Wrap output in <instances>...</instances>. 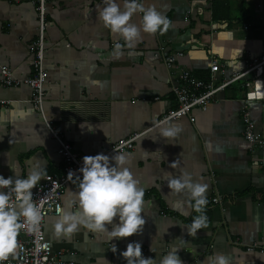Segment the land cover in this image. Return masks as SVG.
I'll list each match as a JSON object with an SVG mask.
<instances>
[{
    "label": "crops",
    "instance_id": "obj_1",
    "mask_svg": "<svg viewBox=\"0 0 264 264\" xmlns=\"http://www.w3.org/2000/svg\"><path fill=\"white\" fill-rule=\"evenodd\" d=\"M32 1L0 0V65L20 80L32 75L28 48L37 24ZM116 2L123 8L124 0ZM141 3L173 25L163 35L142 34L135 48L125 47L124 55L116 59L115 44L124 41L98 19L103 0H46L43 110L83 157L104 154L118 140L141 134L132 150L123 154L145 190L143 231L109 240L106 234L81 227L70 238L57 236L54 226L60 213L44 219V235L52 249L73 264H127L120 253L129 243H140L143 257L155 264L173 245L180 248L183 264H210L209 258L217 254L228 257L229 264H264V71L263 98L247 105L260 146L249 145L243 137L239 84L217 93L206 110L194 108L188 116L167 121L181 129L175 139L159 134V126L166 123H159L161 118L178 108L162 55L182 53L176 63L202 81L209 79L212 59L223 70L218 81L243 70L245 61L264 56V0ZM132 23L140 26L142 14H135ZM30 94L27 85L0 83V176L4 178L14 177L11 168L14 178H26L32 168L43 169L45 175L61 171L57 144L29 103ZM169 173L173 177L188 173L195 182L208 184L209 227L196 238L188 235L187 227L198 213L189 206L186 193L169 189ZM78 185L74 180L63 189L62 209L75 200ZM212 198L219 203H210ZM76 208L72 203L71 210Z\"/></svg>",
    "mask_w": 264,
    "mask_h": 264
},
{
    "label": "clouds",
    "instance_id": "obj_2",
    "mask_svg": "<svg viewBox=\"0 0 264 264\" xmlns=\"http://www.w3.org/2000/svg\"><path fill=\"white\" fill-rule=\"evenodd\" d=\"M103 3L105 6L99 9L98 19L105 28L124 41L123 45L115 44L112 55L116 59L124 55L125 47L129 50L135 48L142 40V34L163 35L173 25L165 15L153 7H145L140 0H124L123 8L116 0H103ZM137 13L142 14L140 26L132 23ZM180 132L178 126L167 122L159 126V134L166 140L175 139ZM128 164V157L123 153H116L111 159L104 154L84 156L83 166L79 169L82 179L76 177L79 191L75 193V200L70 202L68 209L61 210L54 226L55 234L70 238L81 227L93 233L106 234L109 240L125 239L142 233L146 223L142 216L146 206L145 190L130 172ZM11 169L15 177V169ZM44 175L43 169L32 168L26 178L0 176V264H4L10 256H15L17 237L22 229L27 227L31 232L39 231L43 215L41 205L33 200L32 189ZM73 176L74 173L70 171L68 177ZM166 178L169 189L175 194L186 193L189 206L198 213L187 227L188 235L196 238L201 229L209 227L205 214L208 184L195 182L188 173L180 177H173L169 173ZM72 203L77 205L75 211L71 210ZM179 250L173 245L160 264H183L178 255ZM111 251H117L115 245H112ZM120 255L127 264H155L154 259L143 257L140 243H129ZM209 259L210 264H229L228 257L223 254Z\"/></svg>",
    "mask_w": 264,
    "mask_h": 264
},
{
    "label": "built area",
    "instance_id": "obj_3",
    "mask_svg": "<svg viewBox=\"0 0 264 264\" xmlns=\"http://www.w3.org/2000/svg\"><path fill=\"white\" fill-rule=\"evenodd\" d=\"M32 4L35 7L37 23L36 37L32 40L28 48L32 55V75L27 79H16L12 77L7 66L0 65V83L5 87H17L24 84L30 88L29 103L41 115L47 131L51 138L55 140L57 153L62 159V166L59 175H45L41 182L32 189L33 200L41 205L43 215L39 231L31 232L27 227L22 229L17 237L18 249L15 256H10L4 264H73L64 261L60 251H54L52 249L51 243L44 235L42 224L47 216L60 215L63 189L72 181L77 180V176L82 179V174L79 169L83 166V156L73 151L72 146L64 140L61 133L44 115V85L47 77V73L43 68L44 35L47 27L46 0H33ZM180 57H182V53L162 55L163 63L171 80V92L175 97L178 108L174 111H168L159 123L188 116L189 112L194 108L204 111L217 93L232 84H239L243 90V137L249 145L257 144L260 146L261 142L255 136L254 124L250 120L247 105L250 102L263 98L262 77L264 71V56L254 57L251 60L245 61L243 70L234 72L228 78L225 77L219 81L217 75H221L223 70L216 59H212L210 62L209 79L202 81L176 63V60ZM257 81L260 83H257ZM190 120L193 121V118L191 117ZM140 135L135 134L127 139L118 140L104 155L112 157L116 153L132 150L134 141ZM70 171L74 173V176L71 178L68 177ZM210 203L217 204L219 203V199L212 198ZM248 249L250 250L251 247Z\"/></svg>",
    "mask_w": 264,
    "mask_h": 264
},
{
    "label": "bare ground",
    "instance_id": "obj_4",
    "mask_svg": "<svg viewBox=\"0 0 264 264\" xmlns=\"http://www.w3.org/2000/svg\"><path fill=\"white\" fill-rule=\"evenodd\" d=\"M253 102H255V101H253ZM253 102H250V103H253Z\"/></svg>",
    "mask_w": 264,
    "mask_h": 264
}]
</instances>
